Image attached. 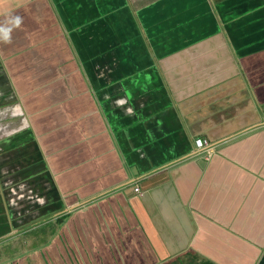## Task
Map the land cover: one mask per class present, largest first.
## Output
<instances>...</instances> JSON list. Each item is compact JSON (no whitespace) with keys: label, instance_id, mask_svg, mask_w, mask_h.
Masks as SVG:
<instances>
[{"label":"crops","instance_id":"obj_1","mask_svg":"<svg viewBox=\"0 0 264 264\" xmlns=\"http://www.w3.org/2000/svg\"><path fill=\"white\" fill-rule=\"evenodd\" d=\"M263 114L264 0H0V264H264Z\"/></svg>","mask_w":264,"mask_h":264},{"label":"built area","instance_id":"obj_2","mask_svg":"<svg viewBox=\"0 0 264 264\" xmlns=\"http://www.w3.org/2000/svg\"><path fill=\"white\" fill-rule=\"evenodd\" d=\"M264 119V114H263ZM194 146L197 151L209 148V143L204 139H195ZM134 192H138V188L134 187Z\"/></svg>","mask_w":264,"mask_h":264},{"label":"clouds","instance_id":"obj_3","mask_svg":"<svg viewBox=\"0 0 264 264\" xmlns=\"http://www.w3.org/2000/svg\"><path fill=\"white\" fill-rule=\"evenodd\" d=\"M17 22H18V20H17ZM5 40L7 39V31L5 30V34H4V37H3ZM133 191H134V188H133ZM134 193H136V194H139V190H138V192H134Z\"/></svg>","mask_w":264,"mask_h":264}]
</instances>
